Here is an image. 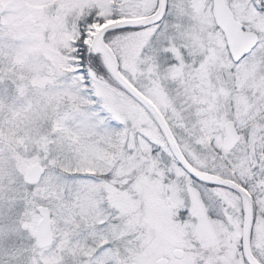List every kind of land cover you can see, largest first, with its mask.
Wrapping results in <instances>:
<instances>
[{
	"label": "snow or ice",
	"instance_id": "1",
	"mask_svg": "<svg viewBox=\"0 0 264 264\" xmlns=\"http://www.w3.org/2000/svg\"><path fill=\"white\" fill-rule=\"evenodd\" d=\"M0 264H264V0H0Z\"/></svg>",
	"mask_w": 264,
	"mask_h": 264
}]
</instances>
